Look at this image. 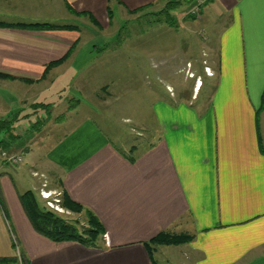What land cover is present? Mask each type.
I'll return each mask as SVG.
<instances>
[{
	"label": "crops",
	"instance_id": "crops-1",
	"mask_svg": "<svg viewBox=\"0 0 264 264\" xmlns=\"http://www.w3.org/2000/svg\"><path fill=\"white\" fill-rule=\"evenodd\" d=\"M38 1L45 3L0 0V22H51L77 29L0 26V73L14 76L0 78V85L15 83L24 94H31L16 102L0 97V120L21 123L12 127L15 133L35 122L39 124L31 132H41L49 111L64 99L44 102L35 94L49 91L53 84L56 92L65 91L96 59V49L87 46L90 37L81 35L76 21L86 28L96 26L88 14L101 23L108 18V9L112 13L114 7L133 10L157 0ZM66 2L86 15L69 13ZM62 8L66 10L59 11L63 21L28 19ZM198 16L202 43L206 35L207 44H212L211 64L202 62L207 79L213 73L216 78L212 95L197 105L156 102L152 109L156 133L146 148L128 154L85 117L62 132L65 121L56 118L57 133L28 144L30 132L22 145L0 151V170L11 163L6 159L10 155L21 156L12 163L16 166L26 156L24 162L34 176L36 166L42 165L39 175L56 178L52 190L58 197L64 192L80 204L83 212L78 215L85 217L84 212L91 211L105 231L93 246L56 242L40 234L24 211L21 193L4 171L0 174V258L18 263L13 234L25 264H264V0H211ZM68 51L65 61L46 70ZM72 70L75 78L57 85ZM10 102L20 104L19 110H13ZM26 106L31 109L22 111ZM29 116L33 119H23ZM160 232L190 239L156 245L150 252L145 243Z\"/></svg>",
	"mask_w": 264,
	"mask_h": 264
},
{
	"label": "rangeland",
	"instance_id": "rangeland-1",
	"mask_svg": "<svg viewBox=\"0 0 264 264\" xmlns=\"http://www.w3.org/2000/svg\"><path fill=\"white\" fill-rule=\"evenodd\" d=\"M178 1L180 4L170 12L174 18L173 25L165 22L164 13L160 12L165 6L163 0H157L133 14L114 7L111 17L108 15L101 23L96 20L99 26L88 23L90 27L86 28L82 21H76L81 26V35L90 37L87 46L95 48L98 55L96 59L90 60V66L79 76V81L69 84L65 91L56 92V85L53 84L49 91L35 94L39 95V101L54 100L58 103L64 100L55 111H49L47 123L40 127L41 132L30 133L27 143H38L49 132L57 133L56 118L57 121H65L61 127L62 132L78 118L90 117L121 150L128 154L133 150L132 155L136 148H146L155 136L156 123L152 109L156 102H166L171 106L184 101H193L196 105L206 101L208 95H212L216 83L213 71L208 79L204 71V64L210 65L213 58L211 46L209 47L212 44H207L206 35L202 43L201 22L195 20L199 17L200 10L195 13V19L189 17V14H194L200 0ZM30 3H42L40 6H43L45 2L30 0ZM38 10L43 12L44 8ZM59 11L66 10H47L42 16L28 19L63 21ZM70 77L75 78L74 70L65 78H59L57 85ZM200 79L203 81L202 86ZM16 87L15 83L0 85V97L15 102L23 96L29 99L30 93L24 94L23 89ZM15 102L10 103L13 105ZM19 105L14 104L12 109L19 110ZM30 109L26 106L22 111ZM31 117L23 119L28 122L33 119ZM20 124L14 119L11 127H18ZM27 126L30 128L31 124ZM31 148L34 149L35 146L32 145ZM25 157L18 166L12 163L2 165L19 192L31 190L42 208L55 211L79 227L86 225L83 214L78 215L79 213L64 208L60 202H57L59 211L54 209V203L60 199L59 193L52 190V187L57 186L56 178L49 174L40 176L42 165L36 166L38 173L34 176L24 162ZM4 171L0 170V174Z\"/></svg>",
	"mask_w": 264,
	"mask_h": 264
},
{
	"label": "trees",
	"instance_id": "trees-1",
	"mask_svg": "<svg viewBox=\"0 0 264 264\" xmlns=\"http://www.w3.org/2000/svg\"><path fill=\"white\" fill-rule=\"evenodd\" d=\"M163 1H165V6L160 12L164 13L165 22H167L169 25H173L174 18L171 16L170 12L171 10L175 9L180 3L178 0H163ZM203 1L204 2L202 6H204L207 2L211 0H203ZM150 5L151 3L128 11L131 14L137 13L149 7ZM202 6L200 7V10ZM66 8L70 13L74 15H86L87 13V12L75 11L67 2H66ZM88 15L91 18L93 24L99 26V23L96 21V19L92 17V15L90 14ZM108 15L109 17H111V11L109 9H108ZM189 17L191 19H195V14L191 13L189 14ZM0 26L14 27V28L22 27L32 30H54V29L77 28L76 25H72V24H55L51 22H33V23L0 22ZM70 53L71 51H68L59 60L50 62L46 66V70L65 61ZM0 78L13 79L14 76L0 73ZM24 80L28 82L30 81L29 79H24ZM36 105L37 104H34V107H36ZM39 105H44L45 107H47L49 104L48 105L39 104ZM13 121H14L13 119H9V118L0 120V151L7 150L13 145H18V146L22 145L23 143L22 141L25 138V136H28V134L32 131V128H34L35 125L39 124L38 122H35L31 124V127L28 128L26 131L21 133H15L13 131V128L11 127ZM129 159L132 160L133 157H129ZM19 199L22 203L26 215L28 216L29 220L31 221L36 231L53 241L60 242V241L72 240L83 243L85 245L93 246L97 244L98 239L102 237L105 232L102 223L91 211L86 210L84 212L86 225H81L79 227L75 224V222L68 220L66 217L56 213L55 211L42 208L39 205L34 192L31 190H26L25 192L21 193L19 195ZM59 202L61 206L74 213L83 212L82 206L70 200L64 192H62ZM189 239L190 236L188 235H176L167 232H160L145 244L150 248V252H151V249L156 245L181 244L187 242ZM9 260H12V258H8V259L0 258L1 263L3 262L6 263Z\"/></svg>",
	"mask_w": 264,
	"mask_h": 264
},
{
	"label": "built area",
	"instance_id": "built-area-1",
	"mask_svg": "<svg viewBox=\"0 0 264 264\" xmlns=\"http://www.w3.org/2000/svg\"><path fill=\"white\" fill-rule=\"evenodd\" d=\"M202 4H203V0H200L199 3L197 4L195 10L193 11L194 14L199 12L200 7L202 6ZM206 71L209 72L208 70H206ZM1 153H2L3 156H6L4 152H1ZM20 158H21L20 155H12V156L10 155V156H8V158L6 157V159H8L9 162H11V163H16V162H18V161L20 160ZM43 194H44V195H47L45 192H44ZM45 197H48V196H45ZM57 202H59V199L56 201V203H57ZM48 203L50 204V201H49ZM56 203H54V207H55V208H54V207H53V208H54L55 210L59 211V209H57V207H58V203H57V204H56ZM11 238H12V241H13L14 246H15L14 248H15V251H16V257H17V259H18V263H19V264H25L24 259L22 258L21 254H20V252H19V250H18V245H17L16 237H15L13 234H11Z\"/></svg>",
	"mask_w": 264,
	"mask_h": 264
}]
</instances>
